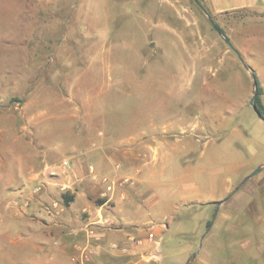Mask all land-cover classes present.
I'll return each mask as SVG.
<instances>
[{
    "label": "rangeland",
    "instance_id": "obj_1",
    "mask_svg": "<svg viewBox=\"0 0 264 264\" xmlns=\"http://www.w3.org/2000/svg\"><path fill=\"white\" fill-rule=\"evenodd\" d=\"M207 15L221 22L200 0H0V201L16 191H3L15 160L39 168L45 159L60 172L39 175L23 205L57 220L64 195L84 183L97 225L124 221L143 239L141 264H186L195 253L190 264H264V169L220 206L207 232L215 205L264 163V122L242 79L249 67L264 71V27L248 19L237 28L245 32L232 40L235 65ZM80 155L90 164L76 182L72 165L60 164ZM90 166L132 178L125 199H102ZM149 233L157 261L146 257ZM0 264L28 263L0 256Z\"/></svg>",
    "mask_w": 264,
    "mask_h": 264
},
{
    "label": "crops",
    "instance_id": "obj_2",
    "mask_svg": "<svg viewBox=\"0 0 264 264\" xmlns=\"http://www.w3.org/2000/svg\"><path fill=\"white\" fill-rule=\"evenodd\" d=\"M200 2L205 5L214 19L221 21L217 22V25L223 32H227L224 35L230 44L244 31H237V28L247 26L246 20L248 19H255L258 24H261L259 27H264V0H200ZM250 36L258 41L256 33ZM260 41L264 43V38ZM251 49L255 50L254 47ZM231 52L232 50L228 47L226 51L228 61L239 65L235 58L231 57ZM194 67L196 68V60H194ZM246 70L247 72H244V77H242L243 98L246 92H249L250 83L252 86L250 70L259 81L257 82L262 90L260 100L264 108V71H258L256 74L250 67ZM192 84L193 79L190 82V85ZM207 85L205 82V86ZM88 158L85 155L72 158L70 174L75 177L76 182L86 177L87 165L90 164ZM110 159L107 156L101 158L99 170L105 171L102 166L103 162L111 161ZM14 163L15 176L3 179V191L10 192L14 188L16 191L12 197L0 201V256L4 259L23 260L28 264H80V248L92 243L96 249L89 264H141V261L135 257L140 249L127 240L130 233L125 226L131 225L130 223L127 225L122 221L123 225L116 229L104 228L96 224L97 208L93 210L91 203L87 200V195L92 191L89 186L84 183L77 185V191L71 192L73 201L64 207L62 216L54 220L37 204L31 202L25 207L20 198L29 193L31 184L35 183L39 175L45 176L49 170L60 172V168L45 159L41 160L43 165L41 169L42 165L38 168L36 162L31 166H23V162L18 159ZM14 182L17 183L14 184ZM52 189V186L48 187L46 194H51ZM83 211H87L89 215L85 221L80 220ZM91 223L95 224L94 227L90 226ZM112 244H117L119 250H112L110 247ZM10 245L12 249H9ZM124 249L125 254L121 251Z\"/></svg>",
    "mask_w": 264,
    "mask_h": 264
},
{
    "label": "built area",
    "instance_id": "obj_3",
    "mask_svg": "<svg viewBox=\"0 0 264 264\" xmlns=\"http://www.w3.org/2000/svg\"><path fill=\"white\" fill-rule=\"evenodd\" d=\"M71 163L69 161H62L60 164L61 168H70ZM115 169H120V165L116 164ZM89 179L92 182L98 183L102 186L101 198L106 201H111L114 198H117L119 201L125 199V194L122 192V189L125 186H133L134 182L132 178H123L121 180H112L107 176H99L95 173L93 167H88ZM104 223H107L105 220ZM91 232V231H90ZM97 241L99 239H96ZM127 240L137 246L139 249L143 246V239L140 237H135L134 235H128ZM145 240L153 247L152 251L146 256L149 260L157 261L160 257V251L157 246V241L153 233L147 234ZM112 250H119L117 244H112ZM96 248L93 245H87L79 251V262L80 264H89L91 262L92 256L94 254V250ZM124 254L126 250H121Z\"/></svg>",
    "mask_w": 264,
    "mask_h": 264
},
{
    "label": "water",
    "instance_id": "obj_4",
    "mask_svg": "<svg viewBox=\"0 0 264 264\" xmlns=\"http://www.w3.org/2000/svg\"><path fill=\"white\" fill-rule=\"evenodd\" d=\"M195 3L198 5V7L200 8V10L202 12L205 13L204 9L202 8V6L195 1ZM206 14V13H205ZM207 18L209 19V22L211 23V26L213 27V29L217 32V34H219L221 36V38L223 39V41L225 42V44L231 49L234 51L232 45L230 44V42L220 33V31L217 30L216 28V25L213 23L212 19L207 15ZM235 52V51H234ZM249 74L252 78V92H251V98H250V101H249V105L251 106V108L253 109V111L255 112V114L264 122V118L259 114V112L257 111L255 105H254V101L257 97V90H258V85H257V81H256V78H255V75L253 74L252 71L249 70ZM264 169V163L260 166H258L253 172H251L247 177H245L242 182L235 188V190L229 194L225 199H223L222 201L218 202L216 205H215V210H214V214L212 216V219L210 221V225L208 226L207 228V232L210 230L215 218H216V215H217V212L220 208V206L222 204H224L226 201H228L231 196L233 195V193H235L245 182H247L248 180H250L251 178L255 177L256 175H258L262 170ZM206 232V233H207ZM204 238V235L202 236V239ZM196 254L195 253L191 260H193L195 257H196ZM191 260H189L186 264H190Z\"/></svg>",
    "mask_w": 264,
    "mask_h": 264
},
{
    "label": "trees",
    "instance_id": "obj_5",
    "mask_svg": "<svg viewBox=\"0 0 264 264\" xmlns=\"http://www.w3.org/2000/svg\"><path fill=\"white\" fill-rule=\"evenodd\" d=\"M216 28H217L218 31H220V33H223V31L218 26H216ZM257 85H258V90H257L258 92H257V97H256V99L254 101V105H255L257 111L259 112V114L264 118V108H263L262 103H261V100H260V96L262 94V90H261L258 82H257ZM72 201H73L72 196H66V195H64V203L66 205H68ZM209 225H210V221L207 222V226H209Z\"/></svg>",
    "mask_w": 264,
    "mask_h": 264
}]
</instances>
